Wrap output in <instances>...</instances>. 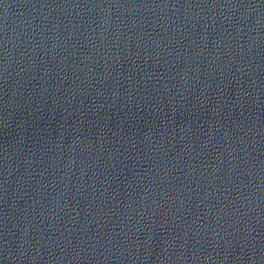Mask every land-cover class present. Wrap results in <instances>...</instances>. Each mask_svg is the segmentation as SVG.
Listing matches in <instances>:
<instances>
[{
  "label": "water",
  "instance_id": "1",
  "mask_svg": "<svg viewBox=\"0 0 264 264\" xmlns=\"http://www.w3.org/2000/svg\"><path fill=\"white\" fill-rule=\"evenodd\" d=\"M0 264H264V0H0Z\"/></svg>",
  "mask_w": 264,
  "mask_h": 264
}]
</instances>
